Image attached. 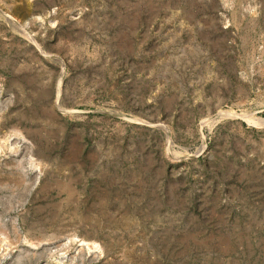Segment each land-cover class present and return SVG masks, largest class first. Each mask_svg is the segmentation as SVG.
I'll list each match as a JSON object with an SVG mask.
<instances>
[{
    "label": "rangeland",
    "instance_id": "rangeland-1",
    "mask_svg": "<svg viewBox=\"0 0 264 264\" xmlns=\"http://www.w3.org/2000/svg\"><path fill=\"white\" fill-rule=\"evenodd\" d=\"M241 115L264 0H0V264H264Z\"/></svg>",
    "mask_w": 264,
    "mask_h": 264
},
{
    "label": "bare ground",
    "instance_id": "bare-ground-1",
    "mask_svg": "<svg viewBox=\"0 0 264 264\" xmlns=\"http://www.w3.org/2000/svg\"><path fill=\"white\" fill-rule=\"evenodd\" d=\"M230 111V110H229ZM220 112H222V111H220ZM220 115H228V114H233V113H230V112H228V111H223L222 113H219ZM219 116V115H218ZM241 116H243V117H246V118H250V119H253V120H256V121H264L263 119H254L252 116H249V115H241Z\"/></svg>",
    "mask_w": 264,
    "mask_h": 264
}]
</instances>
